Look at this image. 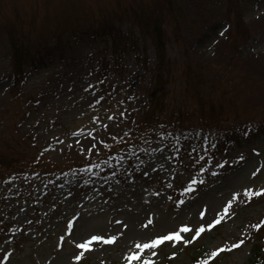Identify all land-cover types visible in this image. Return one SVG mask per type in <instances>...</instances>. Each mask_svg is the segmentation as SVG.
I'll use <instances>...</instances> for the list:
<instances>
[{
  "label": "rangeland",
  "instance_id": "rangeland-1",
  "mask_svg": "<svg viewBox=\"0 0 264 264\" xmlns=\"http://www.w3.org/2000/svg\"><path fill=\"white\" fill-rule=\"evenodd\" d=\"M13 42L34 57L17 85ZM201 107L230 134L215 149ZM0 155V264H251L264 253V193L244 195L264 189V0H0ZM217 213L195 241L136 247ZM93 235L115 239L77 247ZM217 248L230 251L209 258Z\"/></svg>",
  "mask_w": 264,
  "mask_h": 264
},
{
  "label": "trees",
  "instance_id": "trees-1",
  "mask_svg": "<svg viewBox=\"0 0 264 264\" xmlns=\"http://www.w3.org/2000/svg\"><path fill=\"white\" fill-rule=\"evenodd\" d=\"M108 27L101 25L96 28L91 29L92 33L99 34V33H105ZM155 31H160L159 29L155 28ZM159 33L156 32L155 36V43L160 52L163 51V44L159 40ZM12 49V70L14 72V81L13 84L17 85L19 80L22 79L23 73H24V65L28 63L29 60L33 61L34 57H28L27 49L22 48L20 46H17L14 42L11 44ZM160 59H162L160 57ZM35 63V61H34ZM159 92V89H156L155 91H151L148 94L147 100H146V112L153 111L155 109H159L160 103H159V95L157 94ZM200 112V122L198 125H200L203 128V132L205 133H212L211 135L202 136V139H204L206 142H209L210 146L212 148H216L219 143H221L222 137L226 138L228 137V133L226 131L221 130L220 120L224 119L219 117L217 113L214 112V109H208L204 110L202 107L199 109ZM147 120L146 118L142 119L141 122ZM146 122H144L143 125H145ZM141 124V123H140ZM141 128V125H137L135 128L136 130H139ZM133 132V131H132ZM131 132V133H132ZM227 134V135H225ZM0 158L2 156L0 155ZM250 262L251 264H264V253L260 251L257 247H252L250 250ZM204 261L201 258H194L193 263L194 264H201V262ZM207 262V261H206ZM208 264V262H207Z\"/></svg>",
  "mask_w": 264,
  "mask_h": 264
},
{
  "label": "snow or ice",
  "instance_id": "snow-or-ice-1",
  "mask_svg": "<svg viewBox=\"0 0 264 264\" xmlns=\"http://www.w3.org/2000/svg\"><path fill=\"white\" fill-rule=\"evenodd\" d=\"M109 119H111V117H109ZM253 175H255V173H253ZM262 193H264V189H261L260 192H252L251 190H247L244 193V195L251 197L253 195H256V196L261 195ZM235 198L236 197L233 196V199H235ZM229 207H230V205H228V204H226L224 206V209H223L224 215H227ZM199 215L201 216V218H203L205 215V212L202 210L199 213ZM220 222H221V215H220V213H217L216 218L211 220V222L207 223L206 225L201 224L200 227H198L194 230H190L186 225H182L179 228V231L174 229L168 234H163V235H160L154 239H150V241L148 243H141V244L136 245V247L142 251L143 250L151 251L152 249H155L159 245L163 244L164 242L175 243L177 241H182L184 243H189V241L182 236L183 233H189L190 231H194V235L191 236V240L195 241L197 239V237H199L201 235L202 232H204L206 229H209V230L212 229L215 225L219 224ZM117 223H119V222H117ZM261 224H264V219H262L258 224L253 225V227L259 228ZM114 239H115V237H113V236H109L107 239H105L102 236L93 235V236H91L90 241L78 244L77 247L81 248V249H87L89 247V244L92 241H97V242L104 243V244H111ZM242 243H243V241H239L238 243H233L232 248H237ZM223 251H230V249L217 248L213 252L210 253L209 258L215 257L219 252H223ZM153 254H155V253H153ZM173 255H174V253H173ZM75 259H79V256H76ZM129 259H137V257L135 255H133V256L129 257ZM145 264H151V262L150 261L145 262ZM201 264H207V262L202 261Z\"/></svg>",
  "mask_w": 264,
  "mask_h": 264
}]
</instances>
